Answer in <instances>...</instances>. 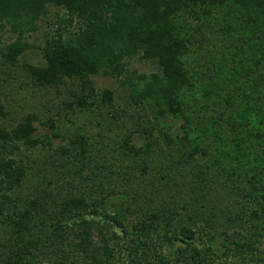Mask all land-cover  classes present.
Returning <instances> with one entry per match:
<instances>
[{"label": "trees", "instance_id": "1", "mask_svg": "<svg viewBox=\"0 0 264 264\" xmlns=\"http://www.w3.org/2000/svg\"><path fill=\"white\" fill-rule=\"evenodd\" d=\"M50 6L62 12L55 14L51 30L36 46L28 37L37 31V21L48 14ZM225 6L232 24L222 19L245 33L240 41L208 27L213 23H208L205 15H212L215 8L225 12ZM182 26L190 34L200 33V42L208 46H217L227 38L220 56H235L229 58L233 61L228 67L234 72L233 91L223 99L230 112L223 108L225 101H221L218 85L201 95L202 116L195 126L203 132L201 139L208 142L206 146L200 143L194 147L187 134L180 136L172 125H164L158 133L150 127L149 114L164 119L182 112L183 102L176 92L189 82L181 58L185 56L182 50L190 48L179 38ZM8 29L16 36L5 43L3 33ZM33 48L40 50L42 62H21L22 55ZM244 50H248L246 55ZM135 59L149 61L158 70L152 74L131 70L130 61ZM0 65L13 70L23 67L30 81L40 87H59L67 80L75 83L77 88L71 92L74 99L64 101V110L95 112L100 104L111 108L110 118L101 114L102 128L108 132L102 139L103 147L83 134L69 136L67 143L55 146L52 138L61 136L55 119L48 117L43 122L35 112L14 126H0V213L10 199L15 207L10 211L13 224L5 230L0 226V264H39L47 259L53 264H116V255L123 248L133 254L136 264H264V0H0ZM98 75L113 77L124 87L127 106L118 108L114 90H98ZM216 105L220 110L214 108ZM128 107L145 110L147 121L135 118L136 111L130 112ZM6 113L0 95V115ZM184 117L188 130L194 117ZM35 122L48 123L54 130L52 137L37 135ZM209 124L214 131L230 128L235 156H242L246 148L257 163L245 173L236 166L226 170V180L242 178L248 183L236 186L235 198L230 197L233 202H225L216 188H226V194H232L223 181L216 186L205 183L210 192H201L196 184L197 173L209 167L208 163L198 165V158H206L218 140L205 132ZM116 130L121 138L112 145L111 134ZM136 133L143 134V145L138 147L133 139ZM24 145L26 149L43 145L52 152L41 164L34 158L27 166L13 157ZM175 147L179 151L183 148L174 164L181 179L171 181L177 154L171 165L162 163ZM79 162L83 165L72 169L71 165ZM66 166L68 173H61ZM173 182L183 198L181 211L178 203L166 205L163 211L159 205L155 210L147 209L150 198L158 196L154 189L173 190ZM16 187L18 195H28L20 202L13 196ZM90 198H99L102 220L82 218L65 227L68 236L57 233L60 225L53 219L59 217L57 211L79 210ZM113 198L120 201L111 214L104 203ZM163 223L165 228H161ZM203 230H209L214 240L224 235L226 243L217 245L211 239L209 244L200 245L195 238ZM154 231L158 239L163 238L159 244L169 247L166 255L156 247ZM20 235L24 238H18ZM30 237L36 242L33 252L26 251L28 254L20 257V250L15 249L24 247L20 239L26 240V245ZM73 252L80 261H69Z\"/></svg>", "mask_w": 264, "mask_h": 264}, {"label": "rangeland", "instance_id": "2", "mask_svg": "<svg viewBox=\"0 0 264 264\" xmlns=\"http://www.w3.org/2000/svg\"><path fill=\"white\" fill-rule=\"evenodd\" d=\"M205 9H209V7L206 6ZM59 12L60 13L62 12V10L59 7L50 6L48 14L44 16L42 19L37 21L38 29L37 31L29 35L28 41L36 46L41 45L43 43L45 34H47V32L51 30L53 22L56 19L55 14ZM227 13H228L227 7L225 6V12H223L222 9L215 8L212 12V15L210 14L205 15V19L208 21V23L211 22L213 23L208 27H211L213 31L214 29L219 30L222 33L221 36L223 37H224V32L225 33L227 32L228 34H231L234 37H239V41H240V37H244L245 33L243 34L240 33V31L233 29V25H231L232 20L230 22V19H232V17L229 15V13L228 14ZM222 16L223 18H226L228 22H230L231 24H229L226 21V19L224 21L222 19ZM180 22H185L187 24L186 20L184 19L183 20L181 19ZM183 27L184 26H182L180 29L179 38L181 39L182 37V40L185 39L186 44L188 45L190 44L189 46L190 48H188V50H184V49L182 50L185 56H183L181 59L183 60L184 64H186V72L189 76L188 83L191 85L187 83V86H185L184 88H182V85H180V88L182 90L176 92L177 99L183 102L181 106L182 112H180L181 115H178V117H175L173 115L162 119V118L154 117V115L149 114L150 125L153 122L152 126L150 127L153 128V130H156L155 133H158V130H160L164 125H172V129L176 131V133L180 134V136H184L185 134H187L189 141L192 142L194 147H196V145H200V143L205 144L204 146H206L208 142L206 140L201 139L204 136L203 132L201 133L199 131L200 128L198 126H195V124H197L195 123V121L197 120L198 116H202L201 113H199V109H201L199 105L202 103L201 95H204V92L214 89L218 85L219 87H221L220 90L222 92V94H220V98L222 97L221 101L222 103L225 101L223 99L226 98L228 93L233 91L232 85L234 83L233 81L234 72L228 70V67L232 65V61H233V60H229V58H234L235 56H233L232 54L231 57L228 54L229 56H227L226 58L220 56V52L222 51L223 48H225V45L228 44L227 38L226 40H223L222 43L218 42L217 46H215L214 44L212 45L210 44L208 46V43L200 42L199 38L202 37L200 33L197 32L196 34L193 33L190 34L189 33L190 31L187 32V28L186 27L183 28ZM3 34H4L5 43H8L9 41L15 39L16 36V34H14L9 29L7 30V32ZM209 34L210 33L208 32V35ZM246 36H248V34ZM202 44H203V49H199V45ZM247 51L248 50L246 51L244 50L243 55H246ZM21 59H22L21 62H27V63L42 62V56L38 48H33L28 50L25 54L22 55ZM1 67L2 66L0 65V95L2 96L6 104L7 113L4 116L0 115V126H6V127L14 126L19 120L23 119L25 115H27L28 113L35 112L39 115L40 120L43 122H46L48 117H52L55 119L59 134L61 135L59 139L52 138L53 144L55 146L67 143L69 136L83 134L84 136L86 135L89 137L88 140L91 143L98 144V142H100L101 143L100 147H103L102 139L104 135L108 134V132L106 129L102 128V124L104 123V121L101 114H103L105 117L110 118V114H111L110 107H107V105L104 104H100L99 107L93 106L95 108L98 107V110H96L95 112L91 110L90 111L86 110L83 112L78 110L72 111V109L70 108H68V110H64L63 109L64 101L66 100L72 101L74 99L71 92L77 88L75 83L67 80V82L64 85H60L59 87H40L34 84L32 81H30V79L26 76L23 67H18L16 70L7 67H4V69H2ZM129 68L131 70H136L137 72L139 71L148 74H152V72L158 70L157 65L149 61L147 62L139 61L137 59L130 61ZM95 80L98 90H103L105 88L114 90V92L117 95L116 102L119 109L127 106V102H125L126 93L124 91V87H122L115 78L104 75H98L95 77ZM225 90H228V92H225ZM235 98L239 99L240 97L237 96ZM211 103L212 102H210V104ZM224 106L226 112L229 113L230 111L227 110L228 104L226 103V101L223 104V108ZM214 108L219 109L217 105ZM137 110H138L137 107L129 109L130 112L136 111L135 118L140 116L141 122L147 121L146 116L144 114L146 111L138 110V114H137ZM139 111H141L140 115H139ZM184 116H188L189 118L194 117V119L190 122L191 128H188V130H185L186 125L184 123L185 121ZM105 117L104 119H108ZM35 124L38 126L36 132L37 135L44 136L47 133L48 136H50V138L52 137L51 132L54 130H52L53 128H51V126L48 123L39 124L35 122ZM208 126L210 128L211 124H209ZM224 127H222L220 131L217 130L214 131L212 128L210 129L208 128L207 131H205L218 138V140L217 143L214 145L216 146L215 149H211V151H209V154L206 158L204 159L198 158L197 161L198 165H204L205 163L209 164V167L203 168V171L207 172V174L205 172H204L205 174L203 172L197 173L198 167L195 168V172L193 173L194 174L197 173L196 184L201 185V186L200 185L197 186L198 188L201 189V192L204 191L210 192L209 191L210 187H204L205 183L216 186V183H218L219 185V183L223 181L224 184L229 186L228 190L233 191L232 194L230 193V195L228 196L225 192V190H227L226 188L225 190L222 189L221 187H216V188L220 191L223 197H225V202L226 201L233 202L234 200L231 198H235V195L233 193L237 188L236 186L246 187L248 186V183L246 180L242 178L241 179L233 178L232 180H228V179L226 180V176H227L226 170L235 169L234 167L236 166L237 171L241 170L242 173H245L246 170H248V168H251L255 162L253 155L250 154V157L247 155L248 150H245L246 148L243 150L242 156H240V154L235 156V153H237L236 150L237 148L234 146L233 142L231 141L232 134L229 133L228 131L230 130V128L224 130L223 129ZM117 133H119L118 130H116V132H112L111 134V137H113L111 140L112 145H114L115 141H118L121 138V136ZM141 133H143L142 130ZM142 138H143V134L140 133L134 134L133 139L136 147H138V145L141 146V144L143 145V141L141 140ZM137 139H139L140 141H136ZM181 151L183 153V148L181 149ZM181 151H179V149L175 147L174 151L171 152L169 156L165 157L162 164L171 165V161L174 159L172 157L177 154L173 163V167L175 168L174 164L178 163L182 156ZM51 152L52 151L50 148L45 149L43 145L42 146L39 145L34 149H26V146L24 145L21 152L19 153L17 151L13 157H15L20 162V164L23 163L24 165L28 166V163H30L31 160H33L34 158L38 159L41 164L43 161L49 158V154ZM100 153H102V151ZM247 162L249 163L247 164ZM93 164L94 162L90 163L92 167ZM82 165L83 164L79 162L78 164L75 163L73 166L71 165V167L72 169H75ZM175 170L176 172L174 175H176V177L172 175L171 178H169V180L171 181H173L172 178L173 179L177 178V181L181 179L179 169H177L176 167ZM61 173L63 174L68 173V166H66V168L63 171H61ZM204 177H205V181L203 182ZM69 179L71 178H68V180ZM200 179H201V183H199L198 181ZM45 181H47L46 178ZM227 181L231 182V184L228 185ZM171 186H173V190H170L169 188H165L164 190L155 188L153 192L157 193L158 196L157 197L152 196V198H150L152 202H150V205L148 206L147 209L155 210L154 208L157 207V205H159L161 207V210L159 211H163L164 208L166 209V205L170 207L174 203H178L179 206L177 208L178 212L181 211L183 198H181L180 192L178 193L176 189H174L175 188L174 182L171 183ZM212 188L214 187H211V189ZM216 188H214L213 190H216ZM18 190L19 187H16V189L13 190L14 195L12 194L13 196L17 195L18 200H15L16 202L18 201L20 202V200H23L25 199V197L28 196V195L26 196L18 195L19 193ZM24 192L27 191L25 190ZM211 198H212V194H211ZM98 199L99 198H94L95 201H93V199L90 198L88 200L87 205L81 206L79 210H74V211L71 210L70 212L68 209V213L66 214L65 213L61 214V212H64L62 208L58 210L57 211L58 213L56 215H59V217H57L56 219L55 217H53L55 221L57 220V224L60 225L57 227L58 229L57 233H62L63 235H66V232H68V230H65V227L68 224L71 225L79 222L82 218L102 220V213L104 211L102 209L103 207L98 206V202H97ZM108 200L109 201L108 202L105 201L106 203L104 204L105 207L109 209V213L112 214L115 211V204H118L120 199L114 200L113 198ZM11 208H15V207L14 204L11 203V199H10V201L7 204H4V211L0 213V226L1 228L2 227L4 228L3 230H5L7 226L9 227L11 224H13L11 217L12 215H10V211H12ZM64 215H66L65 218H63ZM222 215L223 213H220V216ZM163 217H165V215ZM161 228H165L164 223L162 224ZM118 231L120 232V230ZM153 233L155 235V231ZM210 234L211 232L209 230L208 231L203 230V232L199 231L198 234L196 235L195 240L200 245L209 244V241L213 239L211 238ZM17 235L18 234H14L15 237H17ZM18 238H24V237L20 235ZM154 238L156 239V242H154L156 247L161 248L163 253L166 255V253H168L169 247L165 246L164 243L159 244L163 238L158 239L156 235L154 236ZM224 238L227 237L223 235L217 238L216 240L213 239V241L211 242L213 243L215 242L217 245L219 244L223 245L226 243L224 241ZM34 240L35 238L30 237L26 245H24L26 240L23 241V239H20L19 241L20 245H23L24 247L15 249V251L20 250V257H24L27 252L30 253L29 251L33 252V247L36 243ZM66 250L68 251V247H66ZM132 256L133 254H130L129 250L127 249L125 250L123 248L121 249L120 253L116 255L115 262L116 264H136L135 261H133ZM66 257H67L66 261L68 262V255H66ZM78 258L80 257H77V252H73V258L69 259V261L70 260L80 261L78 260ZM39 264H53V263H51V261L47 259L44 260L43 263H39Z\"/></svg>", "mask_w": 264, "mask_h": 264}]
</instances>
